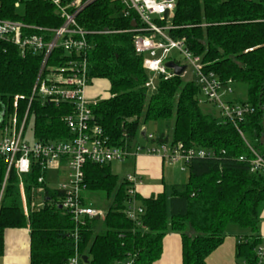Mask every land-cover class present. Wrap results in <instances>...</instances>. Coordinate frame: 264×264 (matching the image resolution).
<instances>
[{
	"label": "trees",
	"instance_id": "obj_1",
	"mask_svg": "<svg viewBox=\"0 0 264 264\" xmlns=\"http://www.w3.org/2000/svg\"><path fill=\"white\" fill-rule=\"evenodd\" d=\"M17 1L4 0L1 17L40 27L61 25L49 3L24 0L22 16L20 8H15ZM133 19L124 17V12L117 14L111 0L95 1L79 18L85 29L94 32V47L88 53L90 76L109 85V97L96 100L91 107L93 122L112 147L128 150L127 144L140 136L144 125L154 123L160 127L156 143H181L205 150L211 157L191 160L185 166L188 181L171 195L150 198L131 195L132 186L113 174L111 164L88 162L83 183L86 204L94 207L91 197L97 194L110 204L104 220L92 219L77 227L59 207L51 188L47 189L50 199L36 207L31 186L41 172L34 170L23 178L22 192L16 172L7 176L0 159V256L5 231L27 228L30 264H68L76 250L82 264L129 260L154 264L161 258L164 237L176 232L181 236L182 264H207L224 242L227 228L235 225L250 232L237 245V260L242 264L255 261L254 251L261 243L264 175L251 172V161L252 150L264 156V0H177L171 22L170 35L184 38L187 49L202 58L206 71L215 73L223 85L246 87L245 101L229 99L252 109L237 127L205 110L210 105L199 104V86L189 76L159 78L155 90H149L144 58L135 53L128 32ZM61 54L57 50L49 66L57 65ZM41 63L38 55L22 57L17 47L0 42V120L17 109L21 122L29 110L34 140L69 139L63 118L73 113V106L30 104ZM132 202L142 210L136 220L127 214Z\"/></svg>",
	"mask_w": 264,
	"mask_h": 264
},
{
	"label": "built area",
	"instance_id": "obj_2",
	"mask_svg": "<svg viewBox=\"0 0 264 264\" xmlns=\"http://www.w3.org/2000/svg\"><path fill=\"white\" fill-rule=\"evenodd\" d=\"M18 0L15 8L19 9ZM49 3L61 20L59 27H40L30 25L22 20L1 17L5 14L4 0H0V42L11 44L19 50L22 57L38 55L42 59L31 97L32 102L41 105H60L69 103L73 113L65 116L71 137L54 142H38L27 138L33 134L28 123L27 110L23 120H19L18 110L14 114L0 120V159L7 168V176L14 170L20 179V188L24 192L23 178L34 170L41 172L36 184H32L31 199H42L36 205L44 206V199H50L47 189L57 194L59 207L65 211L76 227L92 219L104 220L106 211L86 204L85 165L88 162L97 165H109L117 161L124 162L131 152L126 148H116L108 144L103 130L93 121L92 105L87 99V90L94 79L90 76L88 53L93 49L91 41L94 32L85 29L79 18L81 13L97 0H39ZM117 14L124 12V17H134L131 35L135 53L144 58V66L150 75L147 84L149 90H155V81L159 78L169 80L178 77L173 69L167 67L168 62L182 66L175 61L171 53L174 50L182 53L187 65L182 76L194 79L200 89L199 104L217 108L225 122L239 125L246 114L252 113L249 106L232 104L229 95L233 93L230 86L223 85L219 77L206 71L202 58L195 56L186 47L184 38L170 35L171 22L174 17L177 0H111ZM118 5L122 10L118 11ZM131 23V24H132ZM61 50L57 65L49 66L53 54ZM17 107V105H15ZM15 107V108H16ZM4 120V121H3ZM145 140L151 143L147 147H137L136 153L158 156L167 163H181L183 169L191 160L209 158L211 153L195 147H186L179 143H156V135L147 133ZM241 136L242 132L238 129ZM251 172L264 175V156L253 151ZM241 161L244 159L241 158ZM53 179L51 180L50 178ZM126 181L132 186L129 191L134 196L141 180L136 175H129ZM132 199H135L133 197ZM27 211V208H25ZM142 210L131 203L128 216L136 220ZM264 224V214L262 216ZM78 229L76 228V232ZM77 233H75V236ZM261 243L255 248V261L243 264H264V233H260ZM76 246H77V237ZM68 264H82V258L76 250L75 256ZM121 264H133L129 260Z\"/></svg>",
	"mask_w": 264,
	"mask_h": 264
},
{
	"label": "crops",
	"instance_id": "obj_3",
	"mask_svg": "<svg viewBox=\"0 0 264 264\" xmlns=\"http://www.w3.org/2000/svg\"><path fill=\"white\" fill-rule=\"evenodd\" d=\"M87 98L94 97L91 87L87 90ZM143 137V136H142ZM145 139V137H143ZM141 141H132L127 144L131 152L130 157L124 161L130 175L140 178L141 184L137 185L135 193L141 198H150L166 193V174L171 173V165L158 156L136 153ZM150 145L149 143H147ZM172 178V177H171ZM51 180L53 179L50 178ZM184 185V184H183ZM20 186V184H19ZM26 186V185H25ZM174 186L169 195L172 194ZM42 199H33L37 205ZM25 208L27 206L25 205ZM264 227V225H263ZM228 230V228H227ZM226 230V231H227ZM261 233V232H260ZM246 235L233 236L226 233L222 245L208 258L207 264H237L236 248L241 238ZM0 264H30V231L27 228L8 229L4 234V253L0 256ZM154 264H182V242L180 234L168 233L163 239V251L161 258Z\"/></svg>",
	"mask_w": 264,
	"mask_h": 264
},
{
	"label": "rangeland",
	"instance_id": "obj_4",
	"mask_svg": "<svg viewBox=\"0 0 264 264\" xmlns=\"http://www.w3.org/2000/svg\"><path fill=\"white\" fill-rule=\"evenodd\" d=\"M18 12L23 16L24 15V8L23 6H21V8L18 10ZM172 58L179 62L182 66L187 65V61L184 57V55L182 53H180L177 50L172 51L171 53ZM92 91L94 92V97L91 98H87L91 103H94L96 100H100V99H105L109 97V85L107 83V81L105 80H94L93 83L90 85ZM233 89V93L229 95V99L230 100H236L238 102H243L246 100L247 98V91H246V87L244 85H239V84H235L231 86ZM205 110H208L210 112H212L213 114H215L216 116L220 115V112L217 108L212 107V106H206ZM147 133L149 134H154L157 136V134L159 133V129L160 127L158 126V124H148V125H144ZM27 138L29 140H32V136H31V132L27 133ZM137 142H142L143 144H139L137 147H147L148 146V142L145 141V139L142 137V133L140 134V136L135 140ZM151 144V143H149ZM129 150V149H128ZM124 162L122 161H117L111 164V168H112V172L113 174H115L118 179L120 181H123L125 179H127V177L130 174L133 173H129L130 171L126 170V167L123 164ZM169 169L171 170V173L166 174V195L169 196L172 188L174 186H182L183 184H185L188 179H189V173L188 171L185 170V168L183 169V165L181 163L179 164H174V167H171ZM172 177V178H171ZM91 201H92V205L94 206V208H99L101 210L106 211V209L109 207V202L107 201V198L102 195V194H97V195H93L91 197ZM263 222L261 219V223L259 225V231L261 233H264V227H263ZM231 233L233 236H238V235H250L249 230H244L241 229L238 226L235 225H231L228 227V230L226 231V233ZM237 264H242V262L236 260Z\"/></svg>",
	"mask_w": 264,
	"mask_h": 264
},
{
	"label": "water",
	"instance_id": "obj_5",
	"mask_svg": "<svg viewBox=\"0 0 264 264\" xmlns=\"http://www.w3.org/2000/svg\"><path fill=\"white\" fill-rule=\"evenodd\" d=\"M132 27H136V24H135L134 22L132 23ZM167 67H168L169 69H173L174 72H175V74H176L178 77L182 76V74L184 73V71H185V69H186L185 66H177V65H175V64L172 63V62H168V63H167ZM145 135H146V131H143V132H142V136L145 137ZM97 220H99V217H97ZM83 261H84V263H87V262H88L87 257H83Z\"/></svg>",
	"mask_w": 264,
	"mask_h": 264
}]
</instances>
